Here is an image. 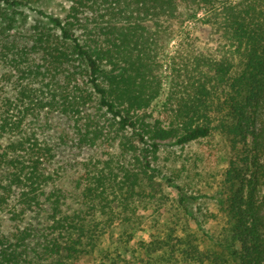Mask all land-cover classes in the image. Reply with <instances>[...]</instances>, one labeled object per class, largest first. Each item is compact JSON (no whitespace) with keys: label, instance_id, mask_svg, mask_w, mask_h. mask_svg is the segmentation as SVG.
Instances as JSON below:
<instances>
[{"label":"trees","instance_id":"16d2710c","mask_svg":"<svg viewBox=\"0 0 264 264\" xmlns=\"http://www.w3.org/2000/svg\"><path fill=\"white\" fill-rule=\"evenodd\" d=\"M24 1L0 0V6L14 9ZM66 1L63 19L38 11L50 25L32 26L22 40L9 39L15 11L0 10L6 21L0 35L8 37H0L2 77L15 91L0 99V140L11 138L0 145V210L17 223L42 212L46 222L42 233L32 226L0 231V264H74L89 255L113 226H134V203L144 197L145 181L151 183L162 146L183 147L214 134L229 148L217 200L226 216L224 250L232 264H264V0ZM182 6L204 12L203 22L217 33L218 54L170 58L167 90L154 116L148 109L163 90L156 23L165 24ZM43 111L73 122L70 134L79 145H118V154L101 166L92 163L81 178L84 211L64 212L63 195L52 185L54 148L26 128ZM173 180L167 181L176 205L186 211L197 197ZM176 250L149 257L142 248L127 264H172ZM178 251L184 264L221 259L189 241ZM105 260L98 264H119Z\"/></svg>","mask_w":264,"mask_h":264},{"label":"rangeland","instance_id":"374dc122","mask_svg":"<svg viewBox=\"0 0 264 264\" xmlns=\"http://www.w3.org/2000/svg\"><path fill=\"white\" fill-rule=\"evenodd\" d=\"M69 5L66 0H25L22 6L12 9L4 4L0 6V10L9 15L15 11L13 14L15 23L9 31V39L15 36L22 40L29 36L32 26L40 23L50 25L48 19L38 14V11L63 19ZM202 18H204L203 11L182 6L179 8V13L165 24L162 21L156 23V27H160L162 31L159 33L162 36L158 42L163 47L159 49L158 55L162 63L160 71L163 90L160 97L148 109L154 116L157 115L167 90L169 79L167 65L170 58L183 52L218 54L217 33L205 24ZM5 22L0 19V25ZM147 23L153 25L151 21ZM0 37L8 38L7 35ZM6 71L7 68L0 62V99L11 97L15 93L11 81H7V77H2ZM95 109L96 106L92 110ZM98 115L102 113L99 112ZM104 118L103 116V120ZM27 125L28 131L33 128L40 141H45L54 148L50 171L54 172L52 185L63 195L62 209L68 213L84 211L85 206L80 196L81 178L85 175L87 167H92V163L101 166L110 156L118 154L117 143L98 140L94 145H79L70 134L73 122L58 111H43ZM10 139L4 137L0 140V145L4 146ZM228 149L225 138L219 134L183 147L162 146L157 160L152 163L154 173L153 178H150L151 183L145 181V195L139 202L134 203L135 210L131 215L134 226L129 227L124 224L113 226L100 238L96 248L89 255L80 257L74 264H98L106 261L107 257L108 260H116L119 264H127L128 261L137 258L142 248L147 249L149 257H157L163 250L170 252V247L173 246L177 250L168 261L172 264L177 261L179 264H184L182 258L180 259L178 248L184 247L187 241L197 244L200 248H206L221 258L220 261H204L202 264H232L222 242L226 229V216L219 209L217 202L221 198L220 191L223 189L222 180L229 156ZM124 159L127 161L126 158ZM121 161H113L112 164L116 165ZM173 176L174 184L182 187L187 196L197 197L195 202L189 201L186 211L176 205L177 192L167 181ZM149 191H153L151 198L146 196ZM42 214L44 213H31L17 223L10 218L7 209L3 208L0 210V231L10 233L16 228L32 226L34 232L42 233L41 230L45 228L46 223H43ZM34 240L30 239L29 245L32 246ZM153 241L156 244L151 245ZM159 244L164 245L161 250L157 248ZM156 248L157 251L152 252Z\"/></svg>","mask_w":264,"mask_h":264}]
</instances>
